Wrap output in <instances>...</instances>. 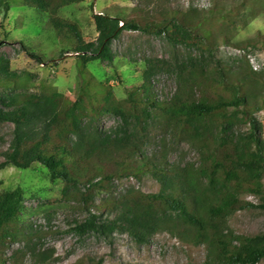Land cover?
<instances>
[{
	"label": "trees",
	"instance_id": "obj_1",
	"mask_svg": "<svg viewBox=\"0 0 264 264\" xmlns=\"http://www.w3.org/2000/svg\"><path fill=\"white\" fill-rule=\"evenodd\" d=\"M82 2L85 0H0L5 14L23 7L46 16L57 40L75 52L79 62L73 96L56 89L41 95L0 94V122L14 127L0 170L9 166L28 170L39 164L52 183L84 188L76 194L90 212L76 227L79 232L105 236L125 231L142 245L157 234L168 233L184 243L206 247L202 264L263 261L264 233L238 235L228 227V218L239 210H264V126L255 116L264 110V80L242 69L234 75L232 67L221 63L215 65L218 77L211 78L203 65L192 63L174 69L157 60L149 61L143 83L119 98L113 86L100 81L87 67L92 60L113 61L112 44L128 30L155 34L173 46L183 45L212 56L214 32L210 23L214 27L232 23L236 7L227 12L211 8L202 15L171 9L150 21L96 14L98 38L88 42L79 24L62 15L65 8ZM247 44L264 47V35ZM23 48L37 61L42 60L41 55ZM163 66L176 72L184 87L168 100H160L153 92L152 80ZM10 71V61L0 53V85L16 90L17 81L9 77ZM234 113L249 125L246 134L230 131L237 120ZM106 115L121 124L106 129L101 126ZM216 126L221 128L217 135ZM154 130L181 136L198 149L199 161L192 166L171 164L164 144L159 155L149 153ZM146 174L159 180V193L128 190L96 205L95 193L110 192L116 179ZM244 194L259 196L261 203L242 200ZM24 198L21 188L0 191V264H27L30 256L42 263L52 258L48 252H38L37 247L8 251L22 235ZM92 208L103 213L117 211L118 215L104 220L91 213Z\"/></svg>",
	"mask_w": 264,
	"mask_h": 264
},
{
	"label": "rangeland",
	"instance_id": "obj_2",
	"mask_svg": "<svg viewBox=\"0 0 264 264\" xmlns=\"http://www.w3.org/2000/svg\"><path fill=\"white\" fill-rule=\"evenodd\" d=\"M232 7H236L237 11L231 18L232 23L215 27L210 23L214 32L212 56L183 45L173 46L164 37L155 34L124 31L112 44L113 61L92 60L87 65L100 81L113 86L117 97L123 98L128 89L143 83L149 61L164 60L174 69L196 63L203 65L211 78L218 77L215 65L221 63L232 67L234 75L242 69L240 71L243 73L251 71L254 77L264 80V47L261 44L256 47L247 44L259 34L264 35V0H85L65 8L62 15L79 24L86 41L95 42L98 38L94 20L96 14L121 19L138 16L150 21L171 9H177L182 14L194 11L193 14L202 15V11L211 8H221L227 12ZM24 46L41 55L42 60L31 57ZM0 53L10 61L9 77L16 80L18 85L16 90L0 85V94L41 95L44 91L56 89L73 96L79 78L77 54L57 40L46 16H38L36 12L23 7L5 14L0 8ZM164 68L159 67L152 80L153 92L160 100L171 99L184 89L176 72ZM234 115L237 120L230 126V131L246 134L249 125L238 120V113ZM255 116L264 126V110ZM120 124V120L110 115L101 120V126L106 129ZM13 128L10 123L0 122V164L4 160L3 153L9 149L12 141ZM220 129V126L215 127L216 135ZM153 135L155 140L148 149L149 153L159 155L164 144L171 164L192 166L199 161L198 149L181 136L164 135L159 130H154ZM16 188H21L25 197L21 217L22 235L17 243L8 248L9 253L18 248L37 247L38 252L52 255L46 263L30 256L27 264H202L206 260V247L184 243L168 233L157 234L149 243L142 245L125 231L105 236L96 232H79L76 227L88 219L90 211L84 208L76 193L85 189H69L62 183H52L46 169L39 164H34L28 170L14 166L0 170V191ZM128 190L159 193L161 183L152 174L116 179L111 184L110 192L95 193V203L99 205L110 198H117ZM241 199L255 205L261 203V198L254 194L241 195ZM91 213L104 220H113L118 215L117 211L103 213L96 208H92ZM228 227L242 236L262 234L264 210L252 208L232 212ZM258 264H264V260Z\"/></svg>",
	"mask_w": 264,
	"mask_h": 264
},
{
	"label": "built area",
	"instance_id": "obj_3",
	"mask_svg": "<svg viewBox=\"0 0 264 264\" xmlns=\"http://www.w3.org/2000/svg\"><path fill=\"white\" fill-rule=\"evenodd\" d=\"M120 24H121L120 26H122L123 23H120Z\"/></svg>",
	"mask_w": 264,
	"mask_h": 264
}]
</instances>
